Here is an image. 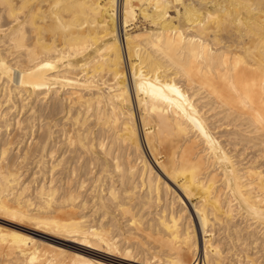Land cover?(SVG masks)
I'll list each match as a JSON object with an SVG mask.
<instances>
[{
  "label": "bare ground",
  "instance_id": "bare-ground-1",
  "mask_svg": "<svg viewBox=\"0 0 264 264\" xmlns=\"http://www.w3.org/2000/svg\"><path fill=\"white\" fill-rule=\"evenodd\" d=\"M0 218L92 251L0 264H264V0H0Z\"/></svg>",
  "mask_w": 264,
  "mask_h": 264
},
{
  "label": "rangeland",
  "instance_id": "rangeland-1",
  "mask_svg": "<svg viewBox=\"0 0 264 264\" xmlns=\"http://www.w3.org/2000/svg\"><path fill=\"white\" fill-rule=\"evenodd\" d=\"M120 11V10H119ZM119 24H120V12H119ZM26 169H23V171H25ZM33 172V171H32ZM32 172H30V170H29V177H30V175H31V173ZM24 175H26V172H24ZM29 177H28V175H27V177H25V179H29ZM90 188V187H89ZM89 215H90V213H89ZM0 227H1V229L4 231H14V230H16L15 232L16 233H18L19 232V234H21V233H23V234H21V235H24V236H28V237H31V238H33V239H36L37 241H43L44 243H47V242H49V243H47V245L49 244V247H54V246H57V247H59V248H62V249H65L66 251L68 250V253H73L74 251H80L81 253H85V252H88V253H92V251L91 250H84V249H81L80 247H78L77 245H75L74 246V244L73 243H70V242H68V243H66V241H64L63 242V240H61V239H63V238H61V237H58V238H52V237H54V236H49L51 233H47V232H44L42 229H40V228H38L37 229V227H36V229H37V231H36V229L34 228V226H32V225H29V224H21L20 225V223L18 222H15L14 221V223H8V221H5V220H2V218H0ZM8 223V224H7ZM16 224H17V226H16ZM14 226V227H13ZM6 227H8V228H6ZM26 227V228H25ZM6 228V229H5ZM11 229V230H10ZM18 230V231H17ZM40 230H42V233H40L41 231ZM26 233V234H25ZM28 233V234H27ZM46 233V234H45ZM40 235V236H39ZM46 235H48V236H46ZM51 238V239H50ZM61 240V241H60ZM60 244H61V246H60ZM71 244H73V245H71ZM74 249H73V248ZM240 248L242 247V246H239ZM67 248V249H66ZM238 248V247H237ZM236 248V249H237ZM233 254V253H232ZM99 256V255H98ZM100 256H103V255H100ZM111 256H114V255H110V259L112 260V261H121V262H125V263H130L129 261L127 262V260H121V258L123 259V257H121V258H119V256H117V258H116V255L114 256V257H111ZM104 258H106V257H104ZM108 258V257H107ZM113 258V259H112ZM139 261H141V260H139ZM262 262H264V257H263V259L261 260ZM123 262V263H124ZM152 263H153V260L151 261ZM151 263V264H152ZM133 264H135V263H133ZM149 264H150V262H149Z\"/></svg>",
  "mask_w": 264,
  "mask_h": 264
}]
</instances>
